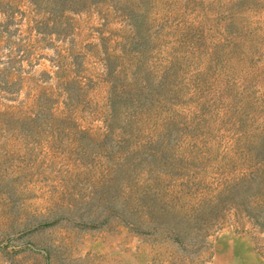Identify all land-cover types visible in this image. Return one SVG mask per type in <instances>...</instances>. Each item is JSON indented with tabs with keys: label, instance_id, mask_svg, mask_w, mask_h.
<instances>
[{
	"label": "rangeland",
	"instance_id": "obj_1",
	"mask_svg": "<svg viewBox=\"0 0 264 264\" xmlns=\"http://www.w3.org/2000/svg\"><path fill=\"white\" fill-rule=\"evenodd\" d=\"M0 264H264V0H0Z\"/></svg>",
	"mask_w": 264,
	"mask_h": 264
}]
</instances>
